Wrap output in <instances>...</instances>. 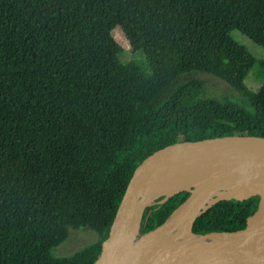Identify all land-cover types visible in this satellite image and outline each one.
<instances>
[{"label":"trees","instance_id":"trees-1","mask_svg":"<svg viewBox=\"0 0 264 264\" xmlns=\"http://www.w3.org/2000/svg\"><path fill=\"white\" fill-rule=\"evenodd\" d=\"M115 28L142 61L121 60ZM233 30L264 48V0H0V264H94L148 155L238 134L264 138V59ZM255 67L257 91L244 83ZM200 71L240 98L204 97L198 80L178 83ZM188 195L146 207L139 234ZM258 202L221 200L191 232L242 230ZM68 226L98 239L54 258Z\"/></svg>","mask_w":264,"mask_h":264},{"label":"water","instance_id":"water-1","mask_svg":"<svg viewBox=\"0 0 264 264\" xmlns=\"http://www.w3.org/2000/svg\"><path fill=\"white\" fill-rule=\"evenodd\" d=\"M183 191L189 195L163 223L139 234L146 207ZM256 195L257 210L242 230L191 232L215 203ZM94 264H264V138L238 134L148 155L129 179Z\"/></svg>","mask_w":264,"mask_h":264},{"label":"rangeland","instance_id":"rangeland-1","mask_svg":"<svg viewBox=\"0 0 264 264\" xmlns=\"http://www.w3.org/2000/svg\"><path fill=\"white\" fill-rule=\"evenodd\" d=\"M112 34L115 42L122 49L121 60L123 62H128L130 60L142 61V55L132 51L119 28H115ZM230 35L238 44L246 48L254 58L257 60L264 59V48L254 44L237 30H233ZM256 75L257 68L255 67L244 81L245 85L253 91H257L260 87V82L256 80ZM191 79L200 81L202 85V95L204 97L216 99L228 98L233 100L240 98L239 92L230 86L226 81L202 71L182 74L178 77V83ZM97 239L98 234L89 227L82 226L74 228L68 226L66 239L58 245L52 247L50 254L52 257L58 259L68 258L81 248L95 242Z\"/></svg>","mask_w":264,"mask_h":264},{"label":"bare ground","instance_id":"bare-ground-1","mask_svg":"<svg viewBox=\"0 0 264 264\" xmlns=\"http://www.w3.org/2000/svg\"><path fill=\"white\" fill-rule=\"evenodd\" d=\"M186 236H188V234Z\"/></svg>","mask_w":264,"mask_h":264}]
</instances>
